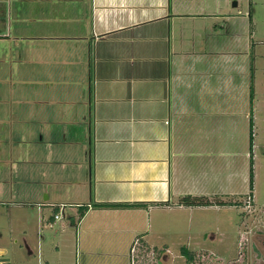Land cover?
Instances as JSON below:
<instances>
[{
    "label": "crops",
    "instance_id": "1",
    "mask_svg": "<svg viewBox=\"0 0 264 264\" xmlns=\"http://www.w3.org/2000/svg\"><path fill=\"white\" fill-rule=\"evenodd\" d=\"M193 1L0 0V144L10 141L13 126L27 122L88 126L82 139L69 136L74 129L66 128L63 137L36 130L47 135L50 146L40 155V164L53 168L43 173V182L28 178L34 201H11V188L9 200L0 201L11 219L9 232L23 235L28 255L25 208L36 210L37 229H51L62 220L59 239L70 228L77 243L81 237H93L97 246L103 245L106 234L140 233L144 217L156 206L184 209L179 201L186 197L236 199L208 192L211 187L230 189L233 183L229 87L220 96L211 84L194 87L181 74L187 63L184 31L199 25L186 23ZM164 58L166 71L157 63L138 64ZM128 79L130 84L120 83ZM250 118L253 123L252 114ZM25 135L17 137V143L26 141ZM3 154L7 159L2 156L0 163L8 170L15 158L24 156L10 148ZM253 173L255 179L254 163ZM20 175L19 170L8 171L0 183L20 178L23 183Z\"/></svg>",
    "mask_w": 264,
    "mask_h": 264
},
{
    "label": "rangeland",
    "instance_id": "2",
    "mask_svg": "<svg viewBox=\"0 0 264 264\" xmlns=\"http://www.w3.org/2000/svg\"><path fill=\"white\" fill-rule=\"evenodd\" d=\"M216 6L222 11H217ZM187 14L191 16L186 20L187 24L199 25L195 30L188 28L184 31L186 43L182 49L187 53V63L181 74L194 87L204 81L211 84L218 88L220 96L222 93L225 96L224 88L227 85V97L233 100L232 117L228 114V119L233 120L232 133L228 131V139L231 136L233 139L231 143L228 142V148L234 154L233 183L230 189L211 187L208 192L212 195L228 193L235 195L236 199L211 200L210 207L205 208L184 205V209H176L172 204L168 208L156 206L148 218L144 217V228L140 233L106 234L101 239L104 240L103 245L97 246L94 245L97 240L93 237H81L80 243H77L74 230L70 228L59 239L62 220L55 221L51 229H37L36 210L25 208V212H22L28 217L26 241L31 255L27 254L23 235L9 232L10 216H7L5 208L0 207V249L7 252L8 262L5 264H264V0H196L190 4ZM214 24L220 25L216 32L207 30ZM200 26L202 29H199ZM177 39L179 37L172 44ZM151 63H157L165 71L169 66L165 58L138 64L146 66ZM130 80L120 83L130 84ZM10 86L15 87L11 80ZM90 92L93 103V81ZM189 95L192 96L191 93ZM83 96L88 100V90ZM18 98L15 97L13 101H18ZM250 114L253 116L251 152L248 143ZM13 127L10 141L4 140L0 144V158L4 157L3 152L7 148L24 156L15 158L16 164L12 170L0 163V180L6 179L8 171L19 170L23 174L20 175L23 183L19 181L21 178L0 183V201L9 200L7 192L10 188L14 193L11 201H34L30 195V183L27 182H43L45 172L54 165L40 164V155L44 150L50 151V146L47 135H40L36 130H50L63 137L66 128L70 132L74 128L67 123L45 125L35 122ZM85 127L80 124L68 135L82 139ZM29 132L32 135L26 136ZM22 135L26 136V141L17 143V137ZM250 153H253L256 173L252 192L248 185ZM46 159L51 160L49 157ZM19 189L20 195L17 194ZM222 204L225 207H221ZM14 213L16 210L11 213L15 217ZM59 217L62 219V216ZM183 249L188 250L190 261L181 255ZM81 253L89 254L82 257Z\"/></svg>",
    "mask_w": 264,
    "mask_h": 264
},
{
    "label": "trees",
    "instance_id": "3",
    "mask_svg": "<svg viewBox=\"0 0 264 264\" xmlns=\"http://www.w3.org/2000/svg\"><path fill=\"white\" fill-rule=\"evenodd\" d=\"M250 97H252V93L250 94ZM249 148L251 150L252 147V134H251V127H252V120L250 118L249 122ZM253 183H254V174H253V162L252 157H250L249 160V190L250 192L253 191ZM181 205L185 206H196V207H207L210 206L208 201H198V199H191L189 197L184 198L182 201H179ZM99 207H123V208H133L138 207L140 205H98ZM181 255L184 256L187 261L191 260V256L187 249H183L181 251Z\"/></svg>",
    "mask_w": 264,
    "mask_h": 264
},
{
    "label": "built area",
    "instance_id": "4",
    "mask_svg": "<svg viewBox=\"0 0 264 264\" xmlns=\"http://www.w3.org/2000/svg\"><path fill=\"white\" fill-rule=\"evenodd\" d=\"M135 243H136V241H135ZM6 254H7V252L5 249H0V264H5V262H3V260L6 259Z\"/></svg>",
    "mask_w": 264,
    "mask_h": 264
},
{
    "label": "water",
    "instance_id": "5",
    "mask_svg": "<svg viewBox=\"0 0 264 264\" xmlns=\"http://www.w3.org/2000/svg\"><path fill=\"white\" fill-rule=\"evenodd\" d=\"M3 262L7 263L8 262V259H4Z\"/></svg>",
    "mask_w": 264,
    "mask_h": 264
}]
</instances>
